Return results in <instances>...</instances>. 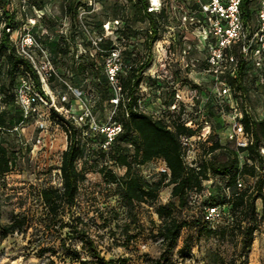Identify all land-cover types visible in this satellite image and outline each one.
Segmentation results:
<instances>
[{
    "label": "rangeland",
    "instance_id": "rangeland-1",
    "mask_svg": "<svg viewBox=\"0 0 264 264\" xmlns=\"http://www.w3.org/2000/svg\"><path fill=\"white\" fill-rule=\"evenodd\" d=\"M15 1L22 12H19L21 19L19 29L12 32V39L19 47L22 42H26V39L34 37L31 50L39 57L42 65L46 59L42 56L40 47L43 46L42 42L48 41L50 48L45 49L53 68L61 76L57 77L52 85L48 84L49 91L55 97L59 108L60 105H64V109L69 108L73 113L71 115L60 108L63 117L75 116L80 119L83 114L82 101L76 99L67 86H64L65 82L62 78H66L67 81L74 79L73 87L80 90L98 91L99 80L90 75L85 77L72 74L74 59H76V53L73 52L78 50V54H81L82 49L90 48L86 44L87 36L75 34V38H71V19L64 11L66 0H45L46 12L30 10L27 0ZM124 3H126L125 0H76L83 32L91 31L94 38L105 35L113 46L117 45L123 51H128L123 55V62L127 66L126 71L131 65L133 54L145 55L148 48L144 45L145 35L143 34L132 38L127 43L120 40L116 33H108L105 29L104 25H108L115 19L114 14L119 12L120 5ZM263 4L264 0H252L250 3L252 33L260 29L259 11ZM88 7L91 9L88 10ZM127 11L130 15L132 14L131 10L127 9ZM23 14H25L24 18ZM101 24L103 27L100 26ZM133 26L140 29L141 33L147 29L146 23H133ZM169 27L162 33L161 40L149 49L152 50V58L144 72L146 79L150 75L151 77L161 76L163 88L160 93L156 89L152 92L149 86L143 83L139 91L140 104L147 112L155 109L161 111L159 115H166L162 112L163 103L172 101L170 94L177 87L184 92L186 107L181 106V110L174 116L176 119H193L196 125L201 124L202 119L196 115V111L198 107H203L205 116L213 125V133L207 140L202 139L196 143L195 149L190 152L186 162L190 167H199L203 161L214 157L208 152L212 142L219 140L223 145L236 147L227 140V123L214 93L213 76L205 71L207 55L203 44L191 29L184 32L178 27V23ZM1 29L0 23V36ZM109 32H112V29ZM174 38L176 46L170 53V43H173ZM60 39L62 46L69 43L68 41L70 43L75 41L67 58L59 56L54 58L52 55L51 43ZM29 43L31 42H27ZM183 49L188 51L186 58L195 61V67L187 69L181 65ZM93 53H95L94 50ZM102 60L105 61V56ZM245 83L254 110L261 119H264V59L262 67L257 66L253 58L249 60ZM191 91L197 92V97L193 101ZM69 103L70 107H68ZM94 103L93 117L89 120L96 121L100 128L114 123L115 107L107 102L101 103L100 97L95 102H89L90 105ZM53 109H55L53 102L40 107L41 115L48 123L46 131H40L37 119L31 118L16 123L5 135L12 149L17 151L19 158L13 171L4 176L0 183L1 221L3 224H8L15 214L26 213L31 226L27 230L4 238L0 235V264H80L79 261L65 257L63 243L66 248L70 247L78 251L82 261H93L89 250L91 242L106 259L113 261L114 264H156L157 261L160 264H243V257L246 254L249 256L248 264H264V216L261 199L256 202L258 229L254 233V242L251 247L244 246V228H239L238 222L226 215L222 223L218 225L221 229H218L216 234L209 235L199 227L184 228L175 248L168 250L158 234L162 222L155 213V208L149 204L136 203L132 207L126 205L118 185L109 183L102 174L101 168L106 163L109 169L120 177L126 173V169L116 166L113 162H107L96 151L104 144L101 142L104 134L100 130H95L96 133H101L97 137L91 133L86 136L89 139L87 147L95 149L93 156L88 161L84 159L79 161V168L86 172V179L80 185L76 206L73 209L74 217H81L83 221L79 224L78 232H71V227L60 229L59 224L52 225L41 198V190L45 187H61L60 166L63 152L68 146L66 124L63 121H54ZM7 110L15 116L20 113V106L16 103L11 104L7 106ZM80 122V125H83V122ZM197 132L199 130H195L194 135ZM89 137L95 140L92 141ZM40 138L41 144L38 143ZM127 152L132 155L133 149L128 148ZM219 153L220 151L216 152L217 155ZM239 159L240 164L243 165L247 156L240 153ZM164 164V161L158 159L135 167L140 175L154 182L160 179L159 168ZM211 177L215 179V184L211 185L213 191L217 194L221 193L223 187L228 184L229 177ZM241 178L246 190L255 191L256 178L245 175ZM206 185L209 187V184ZM171 193L172 186L164 188L160 193L158 204L174 201L178 206V199H173ZM188 195V206L178 208L177 214L181 220L194 223L196 219H200L202 211H205L204 206L208 196L202 195L196 198V193L193 191H190ZM65 221L71 222V218L66 216ZM250 221L245 220L243 227H248ZM72 225L76 227V222ZM186 242L192 246L190 250ZM54 249L59 251L58 254L52 252Z\"/></svg>",
    "mask_w": 264,
    "mask_h": 264
},
{
    "label": "trees",
    "instance_id": "trees-1",
    "mask_svg": "<svg viewBox=\"0 0 264 264\" xmlns=\"http://www.w3.org/2000/svg\"><path fill=\"white\" fill-rule=\"evenodd\" d=\"M23 2V0H20ZM126 3L120 5L119 12L114 14V20H119L120 25L114 31L120 40L129 43L132 38L145 35L144 45L148 48L145 55L133 54L130 67L120 74V82L123 87V96L119 105L116 108L114 122L120 123L123 127L122 132L116 137L109 149L104 150L101 147L99 155L105 160L113 162L120 168H125L126 173L120 177L112 170L109 165H103L101 172L109 183L117 184L120 190L121 197L126 205L132 207L136 203L149 204L155 208V213L161 220L159 227V237L167 246L168 250H172L177 245L182 230L184 228L199 227L206 231L209 235L217 233L221 227L213 228L209 222L205 220L204 212L202 211L200 219L195 222L181 220L177 214L178 208H186L189 204L188 193L194 189L201 191L205 188L204 181L214 177H229L228 184L232 191H236V182L239 176H250L256 178L255 191L244 189L239 196L226 195L223 191L218 194L211 187V196L208 197L206 205H220L226 215L238 222L239 228H244V246L251 247L254 242V233L258 229V215L256 213V202L258 199L263 201V216H264V155L261 154V148H264V119H252L245 115L243 123L247 132L254 136V143L248 148H231L228 145H223L219 140L212 142L208 148L210 155L214 157L203 161L199 167H190L185 163L183 158V147L181 144V136L194 135V130L186 127V120H178L174 116L177 112L170 111L169 107L175 101V89L171 92V102H164L166 115H159L161 111L152 109L147 112L140 104L139 91L141 85L145 83L149 88L156 89L161 92L162 81L161 76L144 78V72L150 64L152 58L151 49L157 42L161 40L162 33L169 26L178 23L180 25V16L185 10H192L196 5L191 0H166L163 7L159 11L150 12L149 0H125ZM252 0H242L241 12L242 18L251 33L250 21L252 13L250 11V3ZM172 3L176 5L173 9ZM30 10L47 11V2L45 0H27ZM91 7H88L90 10ZM127 9L131 10L130 15ZM64 11L71 19V38H75V34L86 35L82 30L81 20L79 18L80 10L76 0H66ZM19 10L15 0H0V23L2 26L0 36V183L7 174L11 173L14 165L18 161V153L12 149L6 133L10 132L16 123L24 122V115L20 108L18 115H11L7 110V106L17 104V89L22 77L30 79L37 91L42 92V82L40 76L36 72L33 64L21 55L18 51V44L12 39V32L19 29L21 19L19 18ZM23 14V18H24ZM44 16H47L44 14ZM113 20V21H114ZM133 23H146L147 29L141 33L140 29H136ZM103 27V25H100ZM185 32V29H182ZM87 36V35H86ZM48 40L49 37H47ZM46 38V39H47ZM65 38V37H63ZM88 39V36H87ZM176 39H173V44L170 48V53L175 48ZM65 43L62 46L61 39L51 43L52 55L60 58H67L71 53L73 43ZM89 39L86 42L90 46L88 50L84 49V54L76 53L74 59V67L72 74L74 76H92L99 80L97 84L98 91H85L86 100L95 102L99 99L101 103L107 102L112 104L113 92L109 80L104 71V61L102 60L106 53L113 47V43L108 39L100 43V48L104 52L96 51ZM42 47L49 50L48 41L42 42ZM53 46V47H52ZM93 50L95 53H93ZM233 53L240 59L239 78L231 77L230 73L222 75V77L232 86L245 92L247 95V87L245 83V75L249 60H243L240 54L239 44H235ZM128 51H123V55ZM132 55V56H133ZM78 56V57H77ZM60 76V75H59ZM177 76V74H176ZM61 77V76H60ZM57 80L56 75H52L48 79L49 85ZM63 82L74 85V79L62 78ZM67 86L66 84L64 85ZM166 93H164L165 95ZM95 107V103L91 105ZM70 107V103L68 104ZM163 114V113H162ZM54 121H63L66 124V133L68 136V146L63 152L60 166V175L62 178L61 187H45L41 190V198L44 206L47 209L48 215L51 218L52 225L59 224L60 229L71 227V232H78L79 224L82 223L81 217H74L73 209L76 206L77 195L79 193L81 183L86 179V172L79 168V161L84 159L88 161L93 156L95 149L87 147L89 139L86 138L88 133L95 137L101 133H96L92 128L90 120H87L83 125L78 124L74 117L73 119H65L55 109H53ZM180 116V115H179ZM92 141L95 139L92 137ZM106 137L102 138L101 142H105ZM133 149V154L130 155L127 150ZM220 151L217 155L216 152ZM244 153L247 159L253 161L250 165L247 160L242 165L240 164L239 154ZM162 160L170 169V175L160 173V179L154 182L148 181L140 175L136 169L137 166L146 165L154 160ZM215 184V183H214ZM172 186L171 197L178 199L177 206L174 201L167 204H158L159 196L164 188ZM213 186V184H212ZM221 198V199H219ZM221 200V201H220ZM227 208V209H226ZM205 210V209H204ZM2 202L0 199V235L4 238L10 234L27 230L30 228L29 216L26 213H17L13 216L8 224H3L1 221ZM240 215V217H238ZM69 216L71 222H66L65 218ZM245 220H251L248 227H243ZM78 221V222H77ZM76 222V227L72 224ZM50 223V224H51ZM253 224V225H252ZM64 246V255L70 260L79 261L80 264H114L113 261L106 259L94 243L91 242L89 250L93 261H82V257L78 251L70 247ZM186 246L190 250L192 246L186 242ZM54 254H58V250H52ZM243 264L249 263V256L246 254L243 257ZM156 264H160L159 261Z\"/></svg>",
    "mask_w": 264,
    "mask_h": 264
},
{
    "label": "built area",
    "instance_id": "built-area-1",
    "mask_svg": "<svg viewBox=\"0 0 264 264\" xmlns=\"http://www.w3.org/2000/svg\"><path fill=\"white\" fill-rule=\"evenodd\" d=\"M150 12L159 11L166 0H149ZM196 7L192 10H185L180 16L179 28L185 29V31L191 29L196 35L197 39L203 44L206 50V68L205 71L213 76L215 83L214 93L216 94L219 104L222 107L223 118L227 123V140L232 143L237 149L248 148L254 143V136L252 133L247 132L243 123L245 115L252 119H260L256 111L254 110L248 95L239 90L237 87L229 84L222 75L230 73L231 77L238 79L240 71V59L233 53L232 49L235 44H239L240 54L243 60H249L253 58L255 64L262 67L264 59V4L259 11L260 29L256 33H250L245 26L242 18L241 4L242 0H191ZM173 9L176 5L172 3ZM120 25L119 20H114L108 25H104L108 33H114V29ZM112 29V32L109 30ZM88 39L92 43L93 48L98 52H104L100 48V43L107 37L97 36L92 37L91 31H86ZM34 39V37H33ZM32 38L26 39V42H22L18 51L21 55L27 58L34 66L36 72L40 76L43 91L39 92L31 83L27 77H22L17 89V103L22 109L24 115V121L36 118L38 129L42 132L48 129V123L46 119L41 115L40 107L47 105L48 102H53L54 108L63 115L62 109L64 105H57L55 97L49 91L48 79L54 74L60 77L58 72L53 68L52 61L50 60L45 48L40 47L44 61L43 65L40 64L39 57L35 55L31 46L34 44ZM35 40V39H34ZM27 42H31L27 44ZM37 42V41H36ZM173 43H170V48ZM84 54V49L80 51ZM167 53V52H166ZM181 65L185 68L195 67V61L186 58L188 51L182 50ZM78 57V56H77ZM127 66L123 62V50L114 45L105 55L104 71L109 80L112 88L113 97L112 104L115 107L120 103L123 96V87L120 82V74L125 70ZM160 77V76H158ZM68 90H70L76 99L82 101V115L80 119L75 116L74 119L78 124H81L93 117V108L86 100V92L75 88L69 83L65 82ZM47 87V89H46ZM175 101L169 107L170 111L176 112L181 109L183 105L186 107V101L184 92L181 88L175 87ZM191 100L193 101L197 97L196 91H191ZM69 114H73L69 108L64 109ZM196 115L202 119L201 124L196 125L193 119H189L186 122V127L195 130H199L195 135L181 136V144L183 147V158L185 163L187 162L188 155L195 149L196 143L200 140H207L213 133V125L209 119L205 116L203 107H198ZM70 117V118H71ZM66 119H70L65 116ZM91 121V120H90ZM93 130H100L106 137L103 144V148L109 149L111 144L115 141L116 137L122 132L123 127L120 123H111L105 127L100 128L96 121H91ZM202 126V127H201ZM200 128V129H199ZM202 128V129H201ZM38 143H42V139L38 140ZM261 154L264 155V148H261ZM250 165H253V161L247 159ZM242 167V164H241ZM160 173L170 175V169L166 164L159 168ZM205 188L201 191L196 189L192 190L196 193V198L202 195L211 196L210 186L215 183L214 178L204 181ZM206 184H209L207 187ZM244 182L241 176L238 177L235 187V192L232 191L230 186L225 187V193L230 198L231 196H239L245 189ZM205 220L211 224L213 228H217L219 224L224 220L225 213L220 205H206L204 206Z\"/></svg>",
    "mask_w": 264,
    "mask_h": 264
}]
</instances>
